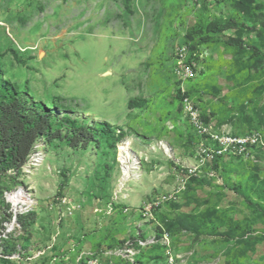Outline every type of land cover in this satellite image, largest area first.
I'll return each mask as SVG.
<instances>
[{
	"label": "rangeland",
	"instance_id": "1",
	"mask_svg": "<svg viewBox=\"0 0 264 264\" xmlns=\"http://www.w3.org/2000/svg\"><path fill=\"white\" fill-rule=\"evenodd\" d=\"M183 44L196 119L174 74ZM0 63L60 116L124 132L36 143L0 190V264H264V147L221 141L264 133V0H0Z\"/></svg>",
	"mask_w": 264,
	"mask_h": 264
},
{
	"label": "trees",
	"instance_id": "2",
	"mask_svg": "<svg viewBox=\"0 0 264 264\" xmlns=\"http://www.w3.org/2000/svg\"><path fill=\"white\" fill-rule=\"evenodd\" d=\"M202 4L209 5L206 1H202ZM228 26L215 25L219 31L230 28ZM227 37L229 42L239 49L251 48L240 38ZM204 38L207 39V37ZM189 46L190 55L193 56L197 47L192 44ZM195 59H198L197 55ZM144 102V100L136 102L131 99L128 104L132 108L142 106ZM99 132L106 139L112 138L113 145L124 136L121 129H118L116 136V129L107 122H102L101 128H93L81 124L69 115L60 116L55 106H48L41 100L31 98L15 83L3 79L0 63V190L4 188L2 184L4 178L9 177V173L13 182L18 180L22 166L27 162L40 139L66 140L71 147L87 148ZM22 222L24 224V221ZM229 229L238 238L245 235L244 231L240 232L234 227Z\"/></svg>",
	"mask_w": 264,
	"mask_h": 264
},
{
	"label": "built area",
	"instance_id": "3",
	"mask_svg": "<svg viewBox=\"0 0 264 264\" xmlns=\"http://www.w3.org/2000/svg\"><path fill=\"white\" fill-rule=\"evenodd\" d=\"M196 1L198 4H202V1H206L209 4L217 3L222 0H191ZM196 53L193 56L190 55V46L188 44H183L178 47L174 62V74L176 80L179 82V93L185 103V108L190 111L194 119L197 118V111H192L194 109L192 96L189 94L190 89L187 88L188 83L193 81L197 76L198 62L195 59ZM222 143L226 144V149H230L235 154L247 155L251 153L248 147H264V133L261 131L254 130L252 133L246 136H235L227 137V140ZM139 160V159H138ZM133 159V163L128 160L127 166L123 169V174L130 175L131 170H140V161ZM22 190V189H19ZM18 190V191H19ZM90 264H94L93 262Z\"/></svg>",
	"mask_w": 264,
	"mask_h": 264
},
{
	"label": "bare ground",
	"instance_id": "4",
	"mask_svg": "<svg viewBox=\"0 0 264 264\" xmlns=\"http://www.w3.org/2000/svg\"><path fill=\"white\" fill-rule=\"evenodd\" d=\"M120 150L126 154V160H133L135 159V153H133L132 150H130V148L125 144L123 146H121ZM41 152H38V153H35L33 155V164H36L38 162V160L41 158ZM42 160V159H41ZM41 163V162H40ZM38 164V163H37ZM30 165V164H29ZM134 171V170H133ZM136 172V171H135ZM127 175V174H126ZM131 177V175H130ZM129 179V178H128ZM20 192L18 193H15L13 196H12V199L16 202H20V201H23L25 203H28L29 205H32L33 204V200L29 197V195L24 192V190H19Z\"/></svg>",
	"mask_w": 264,
	"mask_h": 264
}]
</instances>
